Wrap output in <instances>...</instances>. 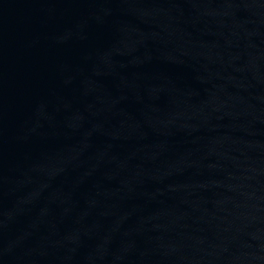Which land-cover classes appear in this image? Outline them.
<instances>
[{"label":"water","instance_id":"obj_1","mask_svg":"<svg viewBox=\"0 0 264 264\" xmlns=\"http://www.w3.org/2000/svg\"><path fill=\"white\" fill-rule=\"evenodd\" d=\"M0 264H264V0H0Z\"/></svg>","mask_w":264,"mask_h":264}]
</instances>
